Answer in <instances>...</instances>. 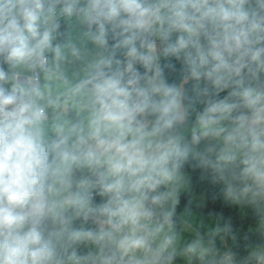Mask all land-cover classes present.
Wrapping results in <instances>:
<instances>
[{
    "label": "clouds",
    "instance_id": "9594fccd",
    "mask_svg": "<svg viewBox=\"0 0 264 264\" xmlns=\"http://www.w3.org/2000/svg\"><path fill=\"white\" fill-rule=\"evenodd\" d=\"M0 264H264V0H0Z\"/></svg>",
    "mask_w": 264,
    "mask_h": 264
},
{
    "label": "trees",
    "instance_id": "16d2710c",
    "mask_svg": "<svg viewBox=\"0 0 264 264\" xmlns=\"http://www.w3.org/2000/svg\"><path fill=\"white\" fill-rule=\"evenodd\" d=\"M175 63L177 65V72H169L168 79L169 82L179 83L182 79V73L179 71V62ZM223 95H226V93H221V97ZM186 171L191 175V185L193 192L205 194L207 198V204L204 207L188 205L189 195L188 193H182L180 197V204L177 207V212H179L182 208H193L203 211L207 214L213 213L215 221L219 222L222 227L225 224H230L237 236V240L235 242L228 240L227 244L232 248L233 251L237 253L238 260L242 259L247 255L246 246L248 244L260 242L257 236L254 234V229L257 226L258 220V218L255 216L254 210L248 206L239 207L226 201L222 191L223 185H212L207 180H201L200 172L198 170L192 171L186 166ZM99 201L100 198L97 197V202ZM246 235L248 236V240L244 239ZM222 236L223 234L216 237V247L221 251L225 250L224 244L221 242ZM82 251H86V249H82Z\"/></svg>",
    "mask_w": 264,
    "mask_h": 264
},
{
    "label": "crops",
    "instance_id": "0c3cea01",
    "mask_svg": "<svg viewBox=\"0 0 264 264\" xmlns=\"http://www.w3.org/2000/svg\"><path fill=\"white\" fill-rule=\"evenodd\" d=\"M194 193L196 194V200L194 201V203L192 205L196 206V207H204V206H206L207 198H206L205 194H199V193H196V192H194ZM189 209L192 210V211L196 210V209H193V208H189ZM196 211H198V210H196ZM199 217H200L199 220L203 219V221H204V223L206 225L211 223V226H214V224L216 223L213 213L207 214L206 218L202 217L201 215H199Z\"/></svg>",
    "mask_w": 264,
    "mask_h": 264
},
{
    "label": "rangeland",
    "instance_id": "374dc122",
    "mask_svg": "<svg viewBox=\"0 0 264 264\" xmlns=\"http://www.w3.org/2000/svg\"><path fill=\"white\" fill-rule=\"evenodd\" d=\"M188 174H189V176H190V180H191V175H190V173L188 172ZM185 209L184 208H182L178 213H180V212H183ZM191 212H192V214H193V216L194 217H196L197 218V221H199V215H201L202 217H205L206 218V216H207V214L205 213V212H203V211H200V210H198V211H196V210H191ZM208 225H211V223H209Z\"/></svg>",
    "mask_w": 264,
    "mask_h": 264
}]
</instances>
